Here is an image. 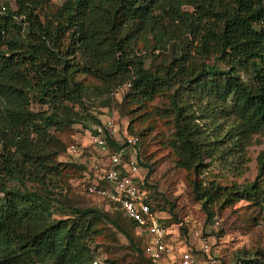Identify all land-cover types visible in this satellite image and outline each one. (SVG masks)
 <instances>
[{"label":"trees","instance_id":"trees-1","mask_svg":"<svg viewBox=\"0 0 264 264\" xmlns=\"http://www.w3.org/2000/svg\"><path fill=\"white\" fill-rule=\"evenodd\" d=\"M146 35L157 39L155 50L185 36L190 41L169 66L152 72L137 52ZM79 76L102 81L99 94L130 85L137 102L172 90L176 164L197 174L212 132L199 120L229 121L224 137L235 142L264 131V0H65L60 7L50 0H0V264H98L95 225L116 224L94 208H68L54 218L66 212L50 189L66 169L55 132L80 123L76 108L85 109L90 89ZM122 142L112 143L121 149ZM140 144L139 138L135 147ZM79 167L84 180L85 166ZM263 177L264 159L239 198L252 200ZM142 187L159 215L145 179ZM194 190L209 217L233 196L216 183L195 182ZM246 258L241 264H264V250Z\"/></svg>","mask_w":264,"mask_h":264},{"label":"rangeland","instance_id":"rangeland-1","mask_svg":"<svg viewBox=\"0 0 264 264\" xmlns=\"http://www.w3.org/2000/svg\"><path fill=\"white\" fill-rule=\"evenodd\" d=\"M64 2L50 0L54 7H60ZM189 41L185 36L166 44L165 48L155 50L157 39L154 35H146L140 38L137 52L144 58L145 68L156 72L180 56ZM208 62L214 64L213 59ZM78 80L89 87V95L85 99V109L76 108L81 112L78 117L80 123L55 132L59 140L57 148L62 150L58 161L64 163L66 169L58 179L57 189H50L55 191L54 197L62 203L59 209L66 210L64 213L56 212L55 219L63 218L68 208H94L109 214L113 222L126 228L133 236L135 244L116 224L106 220L97 222L91 245L98 264H151L140 230L130 228L129 219L124 218L108 200L90 196L82 187L83 170L79 165L85 166V174L89 177L98 179L103 169L98 162L99 156L96 154L97 160L94 161L88 150L80 156L68 154L70 145L90 146L92 132L99 125L96 120L101 124L107 123L113 115L117 118V129L121 136L128 134L141 139L140 145L125 148V159L136 162L137 158L141 179H145V183L151 187L158 216L166 223L168 232L172 233L170 243L178 254L190 249L201 264H211V259L216 264H241L247 256L264 250V177L259 189L252 191V200L239 198L259 176L264 159V131L235 142L228 136L224 137L229 121L199 120L206 130L212 132L210 151L196 174L193 170L177 166V157L171 147L175 135L172 90L165 89L150 102H137L129 94L130 88L127 86L110 94H99L104 85L102 81L89 76H79ZM216 132H222V135H214ZM195 182L204 187L216 183L232 189L230 204H216L211 208L212 217H209L197 198ZM29 186L33 188L32 184ZM204 238L209 239L212 249L217 250L218 254L202 252L200 240ZM175 261L176 258L170 257L157 264H176Z\"/></svg>","mask_w":264,"mask_h":264},{"label":"built area","instance_id":"built-area-1","mask_svg":"<svg viewBox=\"0 0 264 264\" xmlns=\"http://www.w3.org/2000/svg\"><path fill=\"white\" fill-rule=\"evenodd\" d=\"M117 128V118L113 115L107 123L95 127L90 146L84 147L77 144L69 146L68 153L71 156H80L88 150L96 161L97 154L98 162L103 167L102 176L98 179H92L85 174L83 187L90 196L101 197L111 204L118 205L125 216L138 225V230L143 234L146 242V256L152 262L157 264L174 257L176 264H201L189 249L178 254L177 250L171 246L166 227L150 205V193L142 187L144 179H141L137 162H128L125 159V148L135 147L139 138L128 135L123 137L118 133ZM113 140L117 142L123 140L120 144L126 146L118 149L113 146ZM85 183L87 186H84ZM200 241L203 253L218 254L217 250L212 249L209 239L204 238ZM210 263L216 264V261L211 259Z\"/></svg>","mask_w":264,"mask_h":264}]
</instances>
